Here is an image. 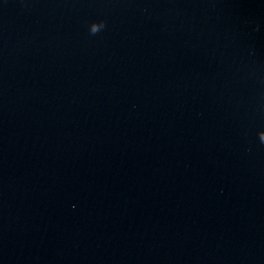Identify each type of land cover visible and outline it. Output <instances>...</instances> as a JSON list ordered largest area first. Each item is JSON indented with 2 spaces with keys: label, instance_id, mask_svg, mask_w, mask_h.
Returning a JSON list of instances; mask_svg holds the SVG:
<instances>
[{
  "label": "clouds",
  "instance_id": "obj_1",
  "mask_svg": "<svg viewBox=\"0 0 264 264\" xmlns=\"http://www.w3.org/2000/svg\"><path fill=\"white\" fill-rule=\"evenodd\" d=\"M97 33V29L94 27L92 30H91V32H90V34H96Z\"/></svg>",
  "mask_w": 264,
  "mask_h": 264
}]
</instances>
